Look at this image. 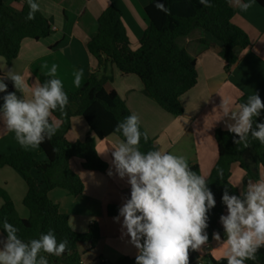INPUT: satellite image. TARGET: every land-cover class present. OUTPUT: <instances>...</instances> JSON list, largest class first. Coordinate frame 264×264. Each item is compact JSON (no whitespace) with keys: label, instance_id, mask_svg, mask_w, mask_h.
Segmentation results:
<instances>
[{"label":"trees","instance_id":"1","mask_svg":"<svg viewBox=\"0 0 264 264\" xmlns=\"http://www.w3.org/2000/svg\"><path fill=\"white\" fill-rule=\"evenodd\" d=\"M23 9L17 12L4 0H0V57L11 64L21 50L25 39L39 41L50 37L54 33L53 25L41 12L35 13V19H26L29 13L27 0H21ZM264 7V0H255ZM35 2V1H34ZM156 0H149L145 8V15L149 21L140 46L131 49L127 29L123 23V13L115 5L105 9L98 19V30L88 42L89 53L97 62V71L93 72L86 83L77 92L68 91L69 103L65 114L57 110L53 118L59 122V128L51 140H45L38 152L18 149L10 154H0V168L10 167L19 172L28 187L23 204L29 210V218L19 216L14 202L9 194L0 187V231H3V220L7 219L19 229L17 235L25 242L38 239L41 234L53 230L58 242L69 241V251L62 256H46L49 264H83L82 245L94 249L101 239L100 228L97 223L89 225L85 232H74L69 225V214L50 199L53 190L67 191L76 200L84 201L85 186L82 179L72 170L71 161H82L84 170L91 173L104 174L107 165L97 153V140H103L110 135L123 139L120 133L114 131L116 125L132 113L125 102L113 88L114 76L112 67L116 66L123 75L137 76L144 85L145 95L156 102L164 111L178 117L184 114L180 102L183 95L191 91L198 83L197 62L187 50L180 45V41L195 32H206L222 43L220 57L225 62V71L231 72L237 63L235 50L248 49L251 45L248 35L233 23L239 7L230 5L228 0H210L212 7H204L199 0H161L171 14L166 15L155 8ZM244 2V0H243ZM199 44L204 48L215 47V43L200 38ZM4 77L0 73V78ZM51 77L42 75L40 84ZM7 92H13V87L5 79ZM248 97H242L238 105L246 103ZM262 99V98H261ZM264 101V99H262ZM77 106L73 113L72 107ZM2 107V106H0ZM74 115L81 116L89 126L93 137H87L83 142H70L67 138L71 130ZM264 123V110L256 123ZM141 133H145L140 125ZM148 135V134H147ZM218 161L213 168L207 185L214 195L215 207L208 211V242L213 241V233L218 232L225 240V232L220 222L221 215H227L226 205L222 201L225 190L229 195L240 196L241 192L231 182V169L234 164L253 181L260 180V169L264 166V144L254 140L249 135L248 146L236 144L239 137L229 131L217 130ZM159 144L148 136L145 143L143 136L140 150L148 152L159 150ZM43 154L46 160L40 161ZM189 167L197 175H201L197 164ZM42 176V187L39 189L33 172ZM130 198V197H129ZM120 206L110 204L108 215L117 217ZM103 264H136L135 257H124L116 263ZM189 264H227L225 258L214 259L211 255L200 257L197 251H190ZM245 264H264V247L256 253V259L247 260Z\"/></svg>","mask_w":264,"mask_h":264},{"label":"crops","instance_id":"2","mask_svg":"<svg viewBox=\"0 0 264 264\" xmlns=\"http://www.w3.org/2000/svg\"><path fill=\"white\" fill-rule=\"evenodd\" d=\"M40 5L42 14L51 21L54 33L39 41L25 39L22 42L19 56L8 64L0 57V73L6 76L8 71L22 75L26 84L31 88L40 84V77L46 75L52 65H57L56 77L62 81L63 87L71 92H77L86 83L89 76L97 71V62L89 53L87 45L98 30V19L110 5H115L123 13V23L131 43V49L140 46L149 21L145 15V8L149 0H34ZM5 4L17 12L23 9L21 0H4ZM248 2V0H244ZM233 23L242 29L249 37L248 49H236L237 63L231 72L225 71V62L220 57L222 43L211 34L195 32L180 41V45L196 59L198 83L191 91L183 95L180 102L184 114L175 117L164 111L156 102L144 93L142 81L134 75H123L114 66L113 88L125 102L130 112L138 115L140 125L148 136L155 140L161 151L183 156L188 165L197 164L201 175L207 180L218 161V146L216 131H228L226 125L234 123L223 114L221 107L223 98L229 101L232 110L238 107L242 97H249L255 93L264 99V7L255 0L247 11L240 8L233 18ZM200 38L215 43V47L204 48L199 44ZM83 70L80 86L74 83L75 73ZM47 76V75H46ZM18 97L22 93L14 88L13 81L8 79ZM0 93V106L3 96ZM73 113L77 106L72 107ZM86 121L74 115L71 130L68 133L70 142H83L87 137H93ZM121 139L110 135L103 140H97V153L107 165L102 173H91L84 170L82 161H71L72 170L82 179L85 191L84 201L76 200L67 191L56 189L50 193V199L69 214V225L74 232L83 233L92 223L100 228L101 239L94 249L82 245L83 264L116 263L124 257L134 258L137 249L130 244V237L122 229L123 218L119 222L116 217L108 215V206L117 204L120 207L130 197V185L127 177L121 179L115 172L111 161L112 152ZM18 149L38 152L37 148H22L15 140L14 133L9 132L0 120V154H10ZM40 161H45L41 154ZM112 175H109V172ZM42 187V176L33 172ZM260 179H264V166L260 169ZM231 182L240 192L246 190L251 180L240 168L234 164L231 169ZM0 187L3 188L14 202L19 216L29 218V210L23 201L28 191L23 176L10 167L0 168ZM3 201L0 199V207ZM6 237L0 231V240ZM223 240L221 239V242ZM213 239L211 243L197 251L201 258L211 255L214 259L224 258L227 246ZM2 247V245H0Z\"/></svg>","mask_w":264,"mask_h":264},{"label":"clouds","instance_id":"3","mask_svg":"<svg viewBox=\"0 0 264 264\" xmlns=\"http://www.w3.org/2000/svg\"><path fill=\"white\" fill-rule=\"evenodd\" d=\"M204 7H212L210 0H199ZM230 5L247 11L254 0H228ZM28 20L35 19L40 5L27 0ZM155 8L170 15V9L161 0H156ZM57 65L53 64L46 73L51 77L43 84L36 83L31 88L22 75L8 71L0 78V93L3 105L0 120L22 148H37L46 139L51 140L59 128L53 112L65 114L69 103L63 90L62 81L56 77ZM74 83L80 86L83 70L77 71ZM5 79H11L14 88L22 93L7 92ZM223 114L234 123L227 124L229 132L239 139L236 144L248 146L249 135L264 144V123H256L264 110V101L259 94L250 95L246 103L232 110L229 101L223 98ZM114 131L123 137L112 152V165L121 178L127 177L130 198L119 208L115 218H123L122 229L130 237V244L137 249L136 264H189L190 251H201L208 242V211L215 207L214 195L203 175H197L183 156L161 150H140L141 137L148 141L147 133L140 131V119L135 113L119 122ZM112 175V172H109ZM222 201L227 215L220 216L226 239L221 242L218 232L213 238L226 245L224 258L227 264H245L256 259V253L264 247V179L248 182L240 196L229 195L225 190ZM6 239L0 240V264H49L46 256H62L69 251V241L57 240L53 230L41 234L38 239L28 242L17 233L19 229L3 220Z\"/></svg>","mask_w":264,"mask_h":264}]
</instances>
